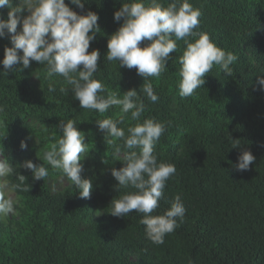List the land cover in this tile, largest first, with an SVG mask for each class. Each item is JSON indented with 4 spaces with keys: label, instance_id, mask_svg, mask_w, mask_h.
I'll list each match as a JSON object with an SVG mask.
<instances>
[{
    "label": "trees",
    "instance_id": "1",
    "mask_svg": "<svg viewBox=\"0 0 264 264\" xmlns=\"http://www.w3.org/2000/svg\"><path fill=\"white\" fill-rule=\"evenodd\" d=\"M124 2L128 0H88L84 8L99 17L100 32L88 49L100 53L95 78L108 91L121 94L139 91L144 83L135 68H118L117 62L105 59L107 37L123 22L115 21L114 13ZM189 2L201 12L198 30L238 60L230 65L232 76L214 65L204 85L181 98L177 58L184 43L177 41L180 51L169 54L167 69L159 78H149L158 101L152 103L141 93L146 105L141 120L170 122L154 153L176 167L153 215L163 214L179 194L186 208L183 221L177 218L179 227L157 245L145 236L142 214L109 213L111 200L120 194L111 169L123 166L126 150L116 153L115 146L106 144L96 119H118L119 107L103 115L82 109L71 90L67 95L59 91L70 89L63 77L46 79L45 66L38 62L31 61L27 69L14 65L7 74L0 64V105L5 108L0 118L6 121L0 145L29 186L27 192H13L15 212L0 219V264H264V91L257 83L264 69V0ZM18 3L13 0L14 6ZM8 11L0 9V18L7 19ZM27 14L25 10L21 15ZM6 46H12L7 35L0 38V60ZM50 84L54 92L48 91ZM61 119L76 120L88 143L89 152L81 154L80 163L82 178L93 182L90 198H81L66 176L42 160L62 135L57 127ZM131 123L126 117L120 127L126 130ZM230 137L240 140V147L232 148ZM21 141L26 148L20 147ZM242 149L255 156L247 171L234 168ZM27 160L45 163L49 176L33 180L31 171L20 167ZM60 177L66 183L58 188ZM8 179L18 182L15 175Z\"/></svg>",
    "mask_w": 264,
    "mask_h": 264
},
{
    "label": "clouds",
    "instance_id": "2",
    "mask_svg": "<svg viewBox=\"0 0 264 264\" xmlns=\"http://www.w3.org/2000/svg\"><path fill=\"white\" fill-rule=\"evenodd\" d=\"M86 3L88 0H69L68 3L65 0H19L14 6L13 0H0V9H9L8 18H0V38L7 35L12 45L4 48V58L0 60L5 70L3 74L12 72L17 64L27 69L30 62L35 61L45 66L46 79L63 77L70 89L61 87L59 91L67 95L71 90L82 109L95 110L103 115L114 106L119 107L118 119H96L106 144L115 146L116 153L126 150L122 158L123 166L111 169V175L118 182L113 187L120 194L111 200L109 213L115 217H124L133 210L142 214L139 223L145 226L146 238L154 244H163L164 237L179 227L177 218L183 221L186 208L177 194L170 208L163 214L153 215L164 197L167 181L176 174V167L158 160L154 153L170 122L166 124L154 118L141 120L146 108L141 93L152 103L158 101L159 96L149 78H159L167 69L169 54L180 51L177 41L184 43L182 54L177 58L181 98L192 96L196 89L202 87L204 76L212 71L214 65H218L226 76H232L230 65L238 57L218 47L208 33L198 30L201 12L189 0H128L114 13V20L123 22L107 37L105 59L117 62L118 68H135L144 83L139 91L130 89L123 94L108 91L95 78L100 70L99 50L88 51L100 28L98 14L92 10L84 11ZM69 4L75 5L81 12L74 11ZM25 10L28 14L21 15ZM142 42L150 43L141 46ZM257 83L264 91V69L257 75ZM55 90L50 84L48 91ZM4 112V106L0 105V114ZM126 117L133 123L125 130L120 125ZM77 124L74 119L60 120L57 127L62 135L50 145L49 150L44 151L42 160L66 176L79 196L87 199L90 198L93 182L90 178H82L83 165L80 161L84 157L81 154L87 155L89 150L85 135L77 129ZM0 129L3 130L0 131L2 139L6 135L3 118H0ZM230 140L232 148L240 147V140L231 137ZM20 147L24 149L27 144L21 141ZM237 161L234 168L247 171L255 156L242 149ZM20 167L30 170L36 181H44L49 176L45 163L34 164L27 160ZM14 175L18 182L8 179ZM25 181L26 177L16 172L0 145V219L15 212L16 202L8 193L29 191ZM121 189L130 190L121 193Z\"/></svg>",
    "mask_w": 264,
    "mask_h": 264
},
{
    "label": "rangeland",
    "instance_id": "3",
    "mask_svg": "<svg viewBox=\"0 0 264 264\" xmlns=\"http://www.w3.org/2000/svg\"><path fill=\"white\" fill-rule=\"evenodd\" d=\"M57 181H56L57 182L56 184H57L58 188L62 187V185H64V183H66V180L64 181V179L62 177L58 178ZM8 195L15 201V195L13 192L8 193ZM5 217H7V216H1V219L5 218Z\"/></svg>",
    "mask_w": 264,
    "mask_h": 264
}]
</instances>
